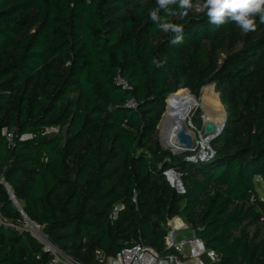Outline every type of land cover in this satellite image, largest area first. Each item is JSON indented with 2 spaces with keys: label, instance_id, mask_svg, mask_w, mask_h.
I'll list each match as a JSON object with an SVG mask.
<instances>
[{
  "label": "trees",
  "instance_id": "16d2710c",
  "mask_svg": "<svg viewBox=\"0 0 264 264\" xmlns=\"http://www.w3.org/2000/svg\"><path fill=\"white\" fill-rule=\"evenodd\" d=\"M202 3L183 17L178 4L168 6L176 15L160 9L183 28V42L171 44L175 33L150 18L156 0H0V264L54 258L20 228L13 196L82 264L135 242L167 253L177 215L219 254L210 264H264V23L257 15L255 31L231 20L217 27ZM210 83L228 118L215 156L189 161L156 133L166 100L174 108Z\"/></svg>",
  "mask_w": 264,
  "mask_h": 264
},
{
  "label": "built area",
  "instance_id": "2783aa9c",
  "mask_svg": "<svg viewBox=\"0 0 264 264\" xmlns=\"http://www.w3.org/2000/svg\"><path fill=\"white\" fill-rule=\"evenodd\" d=\"M117 83L126 89H132L131 85L123 80L120 76L117 77ZM126 107L135 108L137 102L130 99L126 103ZM9 142H13L14 133L4 130ZM207 135V134H206ZM204 136V135H203ZM201 136V148L193 149L186 159L189 161H206L213 158L216 151L208 144L203 145ZM32 135L25 134L21 139L31 138ZM208 138V135H207ZM211 142V141H210ZM209 142V143H210ZM168 181L174 186L178 192L185 193V188L182 183L181 173L176 169H169L165 171ZM6 187L11 191L9 184L5 183ZM16 205L20 208V203L14 198ZM119 206L115 208L114 215L116 217ZM13 225V224H11ZM168 233L166 236V251L162 254L151 246L143 242H135L130 246L124 247L118 252L115 258L105 257L112 264H210L218 260L219 254L214 250L207 247L204 240L196 235L194 229L179 215L170 218L166 224ZM43 241V240H42ZM43 243L46 251L50 252L54 258L52 264L63 263L62 258H66L70 264H82L73 258L63 253L57 246L47 241L44 238ZM103 253L100 250L96 251V255Z\"/></svg>",
  "mask_w": 264,
  "mask_h": 264
},
{
  "label": "clouds",
  "instance_id": "9594fccd",
  "mask_svg": "<svg viewBox=\"0 0 264 264\" xmlns=\"http://www.w3.org/2000/svg\"><path fill=\"white\" fill-rule=\"evenodd\" d=\"M158 7L150 12V18L163 31L175 33L171 44L183 42V28L180 25L163 22L158 12L163 8L167 13L176 15L168 6L178 4L181 17L188 14L193 7L192 0H156ZM199 11L206 12L209 22L219 27L228 20L235 23L244 32L255 31L257 25L255 17L259 16L260 23H264V0H203Z\"/></svg>",
  "mask_w": 264,
  "mask_h": 264
},
{
  "label": "bare ground",
  "instance_id": "6f19581e",
  "mask_svg": "<svg viewBox=\"0 0 264 264\" xmlns=\"http://www.w3.org/2000/svg\"><path fill=\"white\" fill-rule=\"evenodd\" d=\"M192 97L193 96H190L180 100L178 105L172 109L170 108V110V105L168 106L169 111L166 112L163 122V137L165 145L170 146L174 150L184 148L180 144L178 134L185 130L184 128L188 125L187 118L196 108L200 106L206 108L208 114L205 115V119L209 121L213 120L212 122L217 126L222 125L224 122L225 116L220 114L222 103L220 102L219 97L213 94V90L204 92L203 97L200 100ZM210 111L213 112L214 115L211 116L209 114ZM208 136V138L206 136L202 139L204 146L209 144V138H211V135Z\"/></svg>",
  "mask_w": 264,
  "mask_h": 264
},
{
  "label": "rangeland",
  "instance_id": "374dc122",
  "mask_svg": "<svg viewBox=\"0 0 264 264\" xmlns=\"http://www.w3.org/2000/svg\"><path fill=\"white\" fill-rule=\"evenodd\" d=\"M187 90H189V89H187ZM210 90H213V94L217 95L219 97V99H220V102L222 103V107L220 108L221 109L220 114L226 116L227 115V111H226L225 104L222 102L220 91L217 90V87H216V85L214 83H210V84L205 85L204 87H202L200 92L197 93V94L193 93L190 90H189L190 92L189 91L188 92L189 93H193L194 95L197 96V97H192V98H196V99L200 100L203 97L204 92L210 91ZM171 103H172V100L170 101L169 105H171ZM169 110H168V105H167V100H166V111H165V113L163 115V118H162V120H161V122H160V124L158 126V130H157V133H156V136L160 140V142L163 145V147H164V144H165L164 143V137H163V133H164V131H163V122H164V118H165L166 112L169 111ZM207 114H208V111L206 110V108H204L203 106L202 107L200 106V107L196 108L194 111H192L190 113V115L188 116V118H187L188 125L184 128L185 129L184 132H187V133H189L192 136L193 140H192V146L190 147L191 150L197 149V148L198 149L201 148V136H203V135H204L203 137L207 136L206 133H205V125H206V123L213 121V120L209 121V120L205 119V115H207ZM209 114L211 116L214 115V113L211 112V111H210ZM203 137H202V139H203ZM209 144H210V146L213 149L215 148V146L213 144V141H211ZM170 151L173 152V150H170ZM185 153H183V154H185ZM256 190H257L260 198L264 200V179L259 178L257 180ZM20 228L30 231L33 235H35L36 237H38L39 239L44 241V237L40 234V229L36 228L33 224L29 223L28 221L25 220L23 222V224L20 226ZM96 256H97L96 257L97 258V262L95 264H112V262H110L108 259L104 258V255L98 254ZM62 260H63V263H61V264H70L69 261L65 257L62 258Z\"/></svg>",
  "mask_w": 264,
  "mask_h": 264
},
{
  "label": "water",
  "instance_id": "95a60500",
  "mask_svg": "<svg viewBox=\"0 0 264 264\" xmlns=\"http://www.w3.org/2000/svg\"><path fill=\"white\" fill-rule=\"evenodd\" d=\"M171 95H173V94H171ZM171 95H170V96H171ZM170 96H169V97H170ZM169 97H168V98H169ZM167 105H168V101H167ZM227 118H228V116L226 115L225 118H224V122H223V124L220 125V126H217V125H216L215 123H213V122H208V123H206V125H205V133H206L207 135H211V138H209V139H210L209 142L212 141L213 139H215L216 137H218V136L221 134V132H222L223 129H224L225 123H226V121H227ZM178 137H179L180 144H181L184 148L174 150V149H172L170 146H167V145L164 144L165 149H167V150H173V153H174V154H177V155L183 154V153H185V152H187V151H188V152H191L192 150H191L190 147L192 146V140H193L192 137H191V135H190L189 133H187V132L181 131V132H179ZM208 137H209V136H208ZM189 150H190V151H189ZM5 183H6V182H5ZM20 210H21L22 214L24 215L26 221H28L29 223L33 224L35 227H37V228L40 229L39 225H38L37 223L31 221V220L29 219V217L27 216V214L22 210L21 207H20ZM40 234H41V235H42L47 241L50 242V240H49L47 237H45V235H44V233L41 231V229H40Z\"/></svg>",
  "mask_w": 264,
  "mask_h": 264
}]
</instances>
